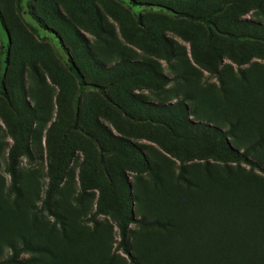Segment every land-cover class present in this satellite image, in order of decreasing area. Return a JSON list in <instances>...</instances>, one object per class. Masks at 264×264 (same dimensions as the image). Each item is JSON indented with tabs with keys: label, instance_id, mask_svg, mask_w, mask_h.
Wrapping results in <instances>:
<instances>
[{
	"label": "rangeland",
	"instance_id": "374dc122",
	"mask_svg": "<svg viewBox=\"0 0 264 264\" xmlns=\"http://www.w3.org/2000/svg\"><path fill=\"white\" fill-rule=\"evenodd\" d=\"M0 91V263L176 264L213 211L264 222V0H0Z\"/></svg>",
	"mask_w": 264,
	"mask_h": 264
},
{
	"label": "trees",
	"instance_id": "16d2710c",
	"mask_svg": "<svg viewBox=\"0 0 264 264\" xmlns=\"http://www.w3.org/2000/svg\"><path fill=\"white\" fill-rule=\"evenodd\" d=\"M177 17L194 23L200 22L208 28L211 26L208 17H194L187 13H177ZM225 35L227 36V34ZM99 92L107 103H111V100L105 93L104 87H100ZM0 96L6 98L5 93L1 91ZM242 162L251 169L264 174V167L259 163L248 158H243ZM11 185L13 187L16 185V177L14 174L11 178ZM51 216L55 219L59 218L55 214H51ZM206 221L207 224L202 229L194 232V240L191 246L188 247V245L180 241L174 244L173 248L175 256L177 257L176 264H180L183 260H201V264H264V222L257 224V227L253 226L256 224H253L252 220H249L250 227H247L245 226L247 220L239 223L228 212L225 213L220 210H216V213L213 211L208 215ZM159 222L133 221V223L144 226L145 228L156 227L164 230H177V226L173 225L171 221ZM128 235L129 230L123 228L120 233L119 245L124 254L133 262L131 253L128 250ZM216 242L217 247L215 246ZM24 250H29V248L25 245L20 248H13L11 257L0 264H21L18 256Z\"/></svg>",
	"mask_w": 264,
	"mask_h": 264
}]
</instances>
